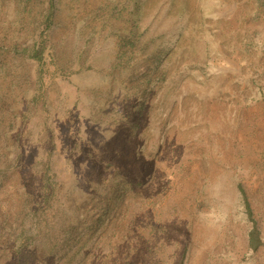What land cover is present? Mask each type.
Returning a JSON list of instances; mask_svg holds the SVG:
<instances>
[{
    "label": "rangeland",
    "instance_id": "374dc122",
    "mask_svg": "<svg viewBox=\"0 0 264 264\" xmlns=\"http://www.w3.org/2000/svg\"><path fill=\"white\" fill-rule=\"evenodd\" d=\"M47 5L0 0V264H264V0H54L38 76Z\"/></svg>",
    "mask_w": 264,
    "mask_h": 264
},
{
    "label": "trees",
    "instance_id": "16d2710c",
    "mask_svg": "<svg viewBox=\"0 0 264 264\" xmlns=\"http://www.w3.org/2000/svg\"><path fill=\"white\" fill-rule=\"evenodd\" d=\"M54 23V0H48L47 11L44 16V20L41 24V29L39 31L38 36L35 39L34 45L32 46L30 52H28V57H30L37 65V74L38 76L42 74L46 59L53 55V52L48 49L47 50V43H48V34L52 28ZM8 132H0V135L6 136ZM8 144H4L1 146L0 149L6 148ZM53 147V146H52ZM12 153H10V152ZM16 151V153H14ZM14 154V159H12L11 155ZM23 157V151L21 148H15L12 150H8L6 152H0V182L8 176L9 172L11 171V167L14 168L15 165L12 162L15 161L18 165V161L21 160ZM48 168V167H47ZM46 175V174H45ZM128 175V173L126 174ZM47 176V175H46ZM123 176V172L119 167H116L111 174L109 175V179L113 181H118L119 177ZM48 180V178H47ZM237 188L240 194V204L242 205V212L245 215L247 221L250 223V227L247 232V245L248 248L252 251H256L259 246L263 244L261 230L258 226V221L254 216L253 207L250 201V198L247 194L246 188L242 183L237 184ZM97 194V192L95 193ZM106 207H103L101 211H103ZM100 220V219H98ZM20 249V248H19ZM55 257L57 256L56 253L53 254ZM53 256V257H54ZM14 264H28L26 260L21 257L19 251L16 250V258Z\"/></svg>",
    "mask_w": 264,
    "mask_h": 264
}]
</instances>
